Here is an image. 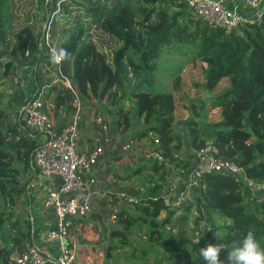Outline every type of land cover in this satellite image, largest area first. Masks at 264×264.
Returning <instances> with one entry per match:
<instances>
[{"label": "trees", "instance_id": "trees-1", "mask_svg": "<svg viewBox=\"0 0 264 264\" xmlns=\"http://www.w3.org/2000/svg\"><path fill=\"white\" fill-rule=\"evenodd\" d=\"M22 6L24 15H19L11 0H0V93L16 95L10 99L9 115L0 109V264H10V257L35 244L40 232L30 186L38 173L32 155L39 141L38 135L28 134L22 109L12 103L18 95V72L24 68L33 84L23 107L39 97L46 115L47 107H61L70 115L74 111L72 93L51 84L49 76L41 85L48 87L46 94H39L36 73L43 63L53 66L46 34L60 57V72L70 80L82 105L109 103L100 114L109 115L107 121L98 123L106 127L102 130L110 127L114 135L127 136V140L147 138L151 144L156 138L155 149L165 158L160 164L148 161L153 176L140 188L142 200L123 203L113 213L103 264L111 262L113 253L131 246V236L140 232L146 244L129 254L138 264H147L146 256H154L155 247L168 251V264H202L197 255L200 247L223 242L230 251L249 230L264 247V201H257L256 193L238 176L206 175L205 190L178 208L162 200L171 172L175 170L177 188H182L192 150L208 143L216 158L236 164L253 183H264V4L259 20L229 31L211 28L196 18L185 0H29L28 7ZM93 31L121 44L110 52V60L104 45L92 39ZM176 46L195 49L202 90L213 95L207 100L190 99L187 118L177 121L173 95L149 90L157 60ZM61 50L68 55L62 57ZM180 80L179 74L173 78V91H181ZM221 80L227 86L214 92ZM128 83L133 85L129 95ZM216 108L219 119L208 121L207 113ZM132 122L139 125L135 132L129 131ZM190 210L195 216L187 237L181 228L174 231L173 222L178 211ZM214 214L224 220L216 221ZM182 215L181 222L187 217ZM201 223L213 227L222 240L205 230L195 235ZM226 257L227 251H222L224 264H228Z\"/></svg>", "mask_w": 264, "mask_h": 264}, {"label": "built area", "instance_id": "built-area-1", "mask_svg": "<svg viewBox=\"0 0 264 264\" xmlns=\"http://www.w3.org/2000/svg\"><path fill=\"white\" fill-rule=\"evenodd\" d=\"M188 10L199 20L214 29L229 31L241 24H253L261 17V7L264 0H185ZM47 53L51 64L43 63V70L49 75L51 84H59L69 90L72 95L74 108L68 122L58 131L53 130L49 117L41 111L39 97L28 101L22 108V120L28 129V134L37 132L41 135L38 147L34 150L32 161L38 173L45 178L58 177L61 186L50 192L43 201V207L51 209L54 218V227L46 231L44 241L55 243L57 248L53 256L47 257L44 251L32 245L23 253L13 254L10 264H78L73 249L72 226L76 218H85L90 213V198L88 190L95 184L93 167L102 155L101 147H94L86 153L77 151L78 128L82 118V103L72 88L70 80L62 75L58 66L61 62L55 48L49 44V38L44 36ZM56 67L53 71L52 68ZM100 123V119L97 120ZM102 129L106 127L102 125ZM153 144L143 138L129 139L122 145V151H128L137 146H143L142 153L146 161L164 162V155L155 149L158 141ZM192 160L183 173L181 185L177 188V178L172 171L168 179V192L162 200L170 208H178L184 202L190 201L193 195L205 190V177L208 174L228 173L240 177L241 182L256 193L259 202L264 201V183L255 184L243 175L233 162L216 158L210 143L198 150H192ZM115 183V180H112ZM121 203L136 204L144 195L140 189L137 194L126 192H112ZM210 228V230H209ZM210 232L215 236L213 227L201 223L195 235L201 231ZM196 241V238L193 239Z\"/></svg>", "mask_w": 264, "mask_h": 264}, {"label": "crops", "instance_id": "crops-1", "mask_svg": "<svg viewBox=\"0 0 264 264\" xmlns=\"http://www.w3.org/2000/svg\"><path fill=\"white\" fill-rule=\"evenodd\" d=\"M102 49H105V47L103 46ZM21 72L20 78L26 76L30 78V74L24 68ZM48 76L39 67L36 73L37 84L41 87ZM29 78H24L26 82L22 81L16 87L18 95H20L17 103L20 110L33 86ZM28 85H31L29 89ZM47 88L42 86L39 94L42 95L43 93L45 95ZM98 109L96 101L84 102L82 105V118L78 128V152L86 153L94 147H101L102 149V155L93 167L95 184L88 190L90 213L85 218H76L71 230L73 249L78 264H93L92 250L94 249H100L99 254H102L105 245L100 240L104 238L106 243V230L112 224L113 213L123 205L111 193L121 191L128 194H137L138 189L145 187L143 183L153 176L149 168L150 163L144 159L141 148H133L129 152L122 151V144L128 137L114 135L110 127L106 131L102 130L97 120L107 121L109 115L103 114L101 116L100 109ZM47 111V116L52 122L54 131L62 128L71 116L66 114L65 109L61 107L57 109L47 107ZM40 140H42L41 135L38 136V141ZM112 180H115V183ZM30 186L33 188L35 223L40 231L33 245L40 247L46 257L47 255L53 256L56 254V244L46 243L43 237L45 232L53 227L54 218L51 209L43 207V201L50 192L59 189L61 180L56 176L48 179L37 173L35 178L30 181Z\"/></svg>", "mask_w": 264, "mask_h": 264}, {"label": "rangeland", "instance_id": "rangeland-1", "mask_svg": "<svg viewBox=\"0 0 264 264\" xmlns=\"http://www.w3.org/2000/svg\"><path fill=\"white\" fill-rule=\"evenodd\" d=\"M16 8V10H19V15H21L23 6L20 7V5H26V7L29 6V0H11ZM11 4V3H10ZM24 15V14H22ZM92 39L96 42L97 45H99V41L104 45L105 51L108 55V60H110L111 57V51L114 50L116 47H120L121 44L119 42H111L107 39V37L100 36L97 34V32H92ZM103 47V46H102ZM195 52V49H186L179 46H176L174 49H170L167 53L161 55V57L157 60L158 68L153 73L154 77V85H152L149 90L151 92H165V93H171L174 97V103H175V111H174V120H184L188 116V102L190 99L196 97V96H202L204 94V91L202 90L201 84H202V78L200 74L201 69V63L198 61H195L193 59V54ZM21 71L18 72V77L15 78V82H18L19 84L22 81H25V79L29 78V76H26L24 78H19L21 76ZM29 74V73H28ZM180 75V92H176L172 90V83L173 78L177 75ZM24 75V74H23ZM26 82V81H25ZM126 93L127 95L130 94V90L132 89L133 85L128 83L126 84ZM227 86V82L225 80H221L219 84L217 85V88L214 92H219L222 89H224ZM0 109L5 112L6 115H9V108L8 106L11 104L10 99H12L14 94H10V96L3 95L0 93ZM20 95H17L16 98L13 99L12 103L13 105H18V100L20 99ZM3 97V98H2ZM106 101L102 100L100 103L98 102V109L100 113H103V107L106 106ZM127 103V102H126ZM220 117L219 109H210L209 112L206 115V119L208 121H216ZM132 119V118H131ZM133 121V120H132ZM107 124V123H105ZM108 125V124H107ZM129 131H137L139 129V125L135 122H132ZM134 131V132H135ZM36 135H40L37 132L33 133ZM141 148V151L143 149V146H137L135 148ZM133 149V148H132ZM130 150L126 151L129 152ZM177 177V176H176ZM31 189L32 186H31ZM186 214V219L181 222L180 218H182ZM195 216L194 211L190 210V213L178 211L176 213L175 221L173 222L174 231L178 230V228H181L184 231L185 236L190 237L191 236V229L193 225V218ZM215 220L222 222L224 219H221L217 217L214 214ZM144 236V233L140 232V234H136L134 236H131L132 242L131 246L123 248L115 253H113V259L109 264H138L139 262L130 259L129 257L130 251L132 248L137 249L141 245H145V239H142ZM103 245H105L104 238L100 240ZM100 242V243H101ZM156 254L153 255H147L146 262L147 264H168V261L166 260L168 258V251L164 247H155ZM100 249L92 250V256L94 263L93 264H103L104 258H103V250L102 254L100 255ZM138 255V254H137ZM127 261V262H126Z\"/></svg>", "mask_w": 264, "mask_h": 264}, {"label": "clouds", "instance_id": "clouds-1", "mask_svg": "<svg viewBox=\"0 0 264 264\" xmlns=\"http://www.w3.org/2000/svg\"><path fill=\"white\" fill-rule=\"evenodd\" d=\"M60 55L66 57L68 53L66 50H61ZM214 238L221 239L217 234ZM196 243H199V241ZM225 250L227 251L228 264H264V247L261 246L251 230L230 251L223 242L208 243L206 246L199 248L197 255L202 264H224L220 259V253Z\"/></svg>", "mask_w": 264, "mask_h": 264}, {"label": "water", "instance_id": "water-1", "mask_svg": "<svg viewBox=\"0 0 264 264\" xmlns=\"http://www.w3.org/2000/svg\"><path fill=\"white\" fill-rule=\"evenodd\" d=\"M212 97H213V95L210 94V93L208 92V90H205V91H204V94L201 96V98L204 99V100L211 99ZM29 211H30V210H29Z\"/></svg>", "mask_w": 264, "mask_h": 264}]
</instances>
